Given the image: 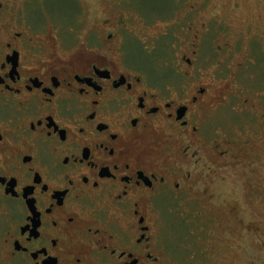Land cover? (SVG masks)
Returning <instances> with one entry per match:
<instances>
[{"label":"flooded vegetation","instance_id":"1","mask_svg":"<svg viewBox=\"0 0 264 264\" xmlns=\"http://www.w3.org/2000/svg\"><path fill=\"white\" fill-rule=\"evenodd\" d=\"M207 1L177 14V62L165 56L159 76L128 56L126 7L106 16L102 0L101 36L75 48L42 40L18 0H0V264H174L165 209L220 199L218 178L241 161L233 140L212 141L213 115L237 79L264 75L263 49L236 58L232 40L208 43ZM243 103L260 140L264 110Z\"/></svg>","mask_w":264,"mask_h":264},{"label":"rangeland","instance_id":"2","mask_svg":"<svg viewBox=\"0 0 264 264\" xmlns=\"http://www.w3.org/2000/svg\"><path fill=\"white\" fill-rule=\"evenodd\" d=\"M30 1L18 0L24 10L27 9L26 15L33 25H41L37 33L42 40L53 43L58 35L76 48L81 42L92 41L91 37L98 40L102 34L98 26L102 21L99 16L102 0H37L26 7ZM187 1L196 0H105L104 10L109 16L112 14L110 3L118 5L120 8L117 9L126 7L129 28L120 35L127 43L128 56L160 76L165 56L171 62H177L182 39L173 33L181 28L174 20L177 14L185 12ZM205 6L202 18L212 20L218 27L216 40L208 34L209 44L232 40L236 58L241 57L250 45L256 50L263 49L260 51L263 53L264 0H208ZM182 26L184 30L187 28ZM165 28L171 30L166 41ZM204 67V73H209V62ZM221 75L217 78L218 89L225 88L228 81ZM240 80L234 83L238 92L227 95L215 110L211 137L212 141L233 140V153L229 159L237 156L241 162L223 171L222 178H218L220 199L211 209L203 210L196 204L189 209L180 204L165 209V242L174 264H264V126L260 140L248 134L252 133L253 125L247 124L246 104L243 103L246 97L251 102H258L257 106L264 110V75H259L257 80L241 77ZM245 84L260 89L247 90ZM228 89L231 88L226 87L223 91L227 93ZM248 138L255 139V152L244 150ZM205 211L211 215H197ZM205 230L211 231V240L205 237ZM200 248L206 249L203 256L190 254Z\"/></svg>","mask_w":264,"mask_h":264}]
</instances>
